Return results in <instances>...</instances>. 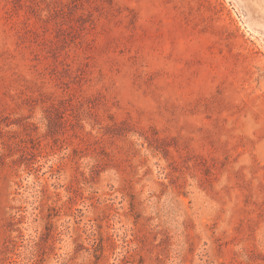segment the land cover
<instances>
[{
  "label": "rangeland",
  "instance_id": "obj_1",
  "mask_svg": "<svg viewBox=\"0 0 264 264\" xmlns=\"http://www.w3.org/2000/svg\"><path fill=\"white\" fill-rule=\"evenodd\" d=\"M0 264H264V0H0Z\"/></svg>",
  "mask_w": 264,
  "mask_h": 264
}]
</instances>
